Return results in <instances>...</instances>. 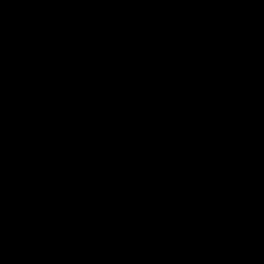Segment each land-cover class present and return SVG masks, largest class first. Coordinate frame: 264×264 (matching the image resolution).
<instances>
[{"label": "water", "instance_id": "95a60500", "mask_svg": "<svg viewBox=\"0 0 264 264\" xmlns=\"http://www.w3.org/2000/svg\"><path fill=\"white\" fill-rule=\"evenodd\" d=\"M0 264H264V0H0Z\"/></svg>", "mask_w": 264, "mask_h": 264}]
</instances>
